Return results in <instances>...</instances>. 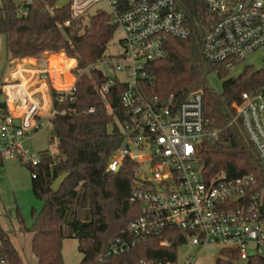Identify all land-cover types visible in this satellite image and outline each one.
Instances as JSON below:
<instances>
[{
	"label": "built area",
	"instance_id": "obj_1",
	"mask_svg": "<svg viewBox=\"0 0 264 264\" xmlns=\"http://www.w3.org/2000/svg\"><path fill=\"white\" fill-rule=\"evenodd\" d=\"M33 0H23L29 5ZM71 20L82 19L93 7L106 3L111 23L123 32L122 52L106 57L92 67L79 71L75 82L58 93V105L74 101L78 75L99 71L107 79L98 88L105 101L110 89L123 84L122 104L127 119L121 128L122 146L108 165L116 173L125 160L134 164V188L131 202L140 205V217L127 227L123 237L112 241L106 256H121L150 238H160L176 231L178 248L190 243L197 247H216L229 252L236 264H247L252 258L264 257V217L262 194L246 198L254 182L251 176L229 179L216 174L209 180L203 175L200 151L204 140L217 139V132L206 129L202 91L191 93L181 102L173 97L166 101L148 99L141 86L152 83L148 67L167 56L169 37L187 40L191 30L175 0H67ZM210 27L202 42L206 62L224 64L232 70L247 57L264 48V0H203ZM26 9L21 10L25 15ZM109 68L114 77L109 78ZM72 70V69H71ZM85 71V72H84ZM27 69L17 65L12 79L5 82L7 115L0 129V156L20 158L32 168L40 165V153L26 148L30 133L38 132L41 121L52 119L55 108L50 71H32L37 78L33 86L25 77ZM118 75L123 76L120 80ZM15 82V81H14ZM8 83V84H7ZM249 140L264 167V87L244 92L233 105ZM64 114V112H62ZM201 142V143H200ZM49 152L53 157L56 152ZM32 178H36L33 172ZM243 196L244 198L237 201ZM174 235V234H173ZM172 242L162 240L160 246ZM178 250V249H177ZM187 258L185 264H195ZM0 264L8 262L0 256ZM140 264H177L171 261H141Z\"/></svg>",
	"mask_w": 264,
	"mask_h": 264
},
{
	"label": "trees",
	"instance_id": "obj_2",
	"mask_svg": "<svg viewBox=\"0 0 264 264\" xmlns=\"http://www.w3.org/2000/svg\"><path fill=\"white\" fill-rule=\"evenodd\" d=\"M62 0H0V36L5 37L7 64L16 61L41 59L46 53H64L76 61L72 72L76 75L106 58L109 44L117 31L110 15L97 13L82 30L81 20H71L69 3ZM191 30L187 40L169 37L166 41V58L148 67L152 83L141 86L148 99L166 101L173 97L181 102L196 91L204 98L206 129L217 132V139L204 140L200 162L206 180L216 174L229 179L251 176L254 182L246 190V198L264 192V167L249 140L242 123L236 119L233 105L244 92L264 87V68L255 70L247 66L239 77L229 78L230 69L224 64H211L204 60L202 42L210 27L203 0H175ZM26 9L25 15L21 10ZM73 62L68 60L70 66ZM52 68L55 62L52 63ZM217 72L223 82L222 93L208 86L207 78ZM107 79L99 71L78 75L76 91L69 100L58 105V93L52 88L58 113L51 121L58 141L53 157L48 151L40 153V165L26 164L36 173L32 178L34 196L43 203L42 210L33 211V225L24 226L18 215L21 229L33 234L31 250L38 264H64L63 241L75 239L83 259L79 264H140L141 261H177L180 236L176 231L160 238H150L121 256H106L109 244L125 235L127 227L140 217V205L131 202L134 188V164L125 160L116 173L108 172V165L122 146L121 131L127 119L122 104L126 89L123 84L112 87L104 101L98 88ZM3 86L2 81L0 82ZM1 93L2 89H1ZM2 118L7 115L6 104L1 106ZM64 112V114L62 113ZM4 157L0 156V165ZM68 174L59 192L52 186L61 176ZM264 217V205L261 210ZM174 234V235H173ZM168 240L170 246L160 242ZM216 264H236L229 252ZM0 256L8 264H22L18 250L9 233L0 223ZM247 264H264V257L252 258Z\"/></svg>",
	"mask_w": 264,
	"mask_h": 264
},
{
	"label": "rangeland",
	"instance_id": "obj_3",
	"mask_svg": "<svg viewBox=\"0 0 264 264\" xmlns=\"http://www.w3.org/2000/svg\"><path fill=\"white\" fill-rule=\"evenodd\" d=\"M65 3H67V0H62L58 5L61 6ZM109 12L110 9L106 3H101L93 7L82 19H80L82 22L81 33L84 32L85 26L88 25L89 20L95 14ZM122 37V30L117 29L113 40L107 48V57H114L122 52L120 46ZM68 60L73 62L70 66L68 65ZM23 61L24 60L16 61L12 66H8L5 37L1 35L0 82L2 81L3 86L7 81L10 83L12 82V84L19 82L18 79H12V72L14 73L17 65H22L27 69L28 72L25 73V77L28 78L30 86H33L37 80V78L33 76L32 71H36L42 66L44 69L50 71V84L54 89L64 90L67 84L71 86L75 82V74L72 70L76 67V61L68 58L64 53L44 54L42 58L38 60L36 68L33 70L31 69V66H35L33 63L29 64ZM53 61L55 62L54 68L51 66ZM247 66L253 67L255 70L264 68V48L237 64L230 71L229 78L239 77ZM106 74L109 78L114 77L113 72L109 68H107ZM118 78L122 80L123 76L118 75ZM207 81L208 86L212 90L216 93H222L224 79H221L217 72H212L208 76ZM2 87L0 84V129L3 122L1 106L7 104L6 95L1 93ZM48 123V119H43L41 121L43 127L36 133H30L29 137L26 138L24 142L26 148L31 149L32 152L37 154L44 151H57L58 141L53 133V128L48 126ZM262 202L264 204V192L262 194ZM42 208L43 203L34 196L32 190V176L31 172L26 167V161L15 157H5L3 163L0 165V223L2 228L9 233L12 244L20 254L22 264H38V262L31 250L33 234L21 229L18 215L23 221L24 226L30 229L33 225V211L35 210L39 213ZM62 253L64 264H79L83 259L82 254L78 250V241L75 239L67 238L63 241ZM189 257L196 259L195 264H216L218 259L223 258V255L222 251L216 247H197L192 246L190 243L181 245L177 250V264H185Z\"/></svg>",
	"mask_w": 264,
	"mask_h": 264
},
{
	"label": "water",
	"instance_id": "obj_4",
	"mask_svg": "<svg viewBox=\"0 0 264 264\" xmlns=\"http://www.w3.org/2000/svg\"><path fill=\"white\" fill-rule=\"evenodd\" d=\"M67 177H68V174L63 175V176L59 177V178L54 182V184H53V186H52V189L54 190V192H59V190H60L62 184L65 182V180L67 179ZM243 198H244L243 196H240V197L237 199V201H239V200H241V199H243Z\"/></svg>",
	"mask_w": 264,
	"mask_h": 264
},
{
	"label": "crops",
	"instance_id": "obj_5",
	"mask_svg": "<svg viewBox=\"0 0 264 264\" xmlns=\"http://www.w3.org/2000/svg\"><path fill=\"white\" fill-rule=\"evenodd\" d=\"M23 62L25 63H29V64H32L35 65V66H31V69L33 70L34 68H36V65L38 63V60L37 59H33V58H29V59H25Z\"/></svg>",
	"mask_w": 264,
	"mask_h": 264
}]
</instances>
